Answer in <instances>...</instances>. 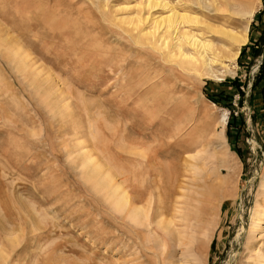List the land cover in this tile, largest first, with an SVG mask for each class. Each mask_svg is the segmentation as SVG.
<instances>
[{
    "label": "rangeland",
    "instance_id": "1",
    "mask_svg": "<svg viewBox=\"0 0 264 264\" xmlns=\"http://www.w3.org/2000/svg\"><path fill=\"white\" fill-rule=\"evenodd\" d=\"M140 1L0 0V37L27 65L0 49V264H180L190 250L184 264L264 263V220L250 233L264 207V0L238 8L251 20L189 4L248 24L217 79L135 39ZM79 152L146 219L115 211ZM158 221L185 226L181 245Z\"/></svg>",
    "mask_w": 264,
    "mask_h": 264
},
{
    "label": "bare ground",
    "instance_id": "2",
    "mask_svg": "<svg viewBox=\"0 0 264 264\" xmlns=\"http://www.w3.org/2000/svg\"><path fill=\"white\" fill-rule=\"evenodd\" d=\"M221 1L223 3L219 0H184V3H188V5H185L183 3L184 5L178 4V6L177 4L169 3L167 0H141V3L139 4L141 6V9L136 10L134 13H132V15L130 14L127 19L132 27V30L137 32L135 34V39L137 41L140 38H143L145 42L147 41L146 43H149L152 46H157L161 50H165L163 51L165 52L164 58L168 57L172 60L176 59V61H174L176 67L183 70L186 69L185 67H188L190 70H193L195 73H197L200 77H214L217 79V76L214 72V67L218 65L221 68L227 70V72L229 71V67L233 64L234 60H236L241 46H243L247 41L248 24L241 31L235 30L230 25H222L225 20L223 21V23L214 24L211 23L212 20L210 21L205 17H199L193 14L189 6L191 5L193 7H198L206 11L214 10L213 12L220 15L216 17L219 21L223 19V12H229V14L233 16H247L248 19H250V17L254 13L253 10L243 12V10L240 11L241 8L240 10L238 9L240 5L243 6V4H246L248 0ZM221 5L225 7L224 10L220 9ZM231 8H236L237 10L233 9L232 11ZM157 9L160 10V13L157 15L153 14L152 12ZM231 21L234 20L232 19ZM225 23L227 24L228 22L225 21ZM9 45L10 44L8 38L0 37V49H3L6 53H9L10 55L8 56L13 57L20 70H22L23 72L26 71L27 65L22 59L23 57H21V55L18 53V50L9 47ZM38 86L40 87V85ZM61 100L64 101V98ZM220 121L224 124V115H222ZM85 153H82L84 154V157H86L83 162V166L91 168L88 171L89 173L87 175V181L91 182L93 186H95L94 188L104 192V194L107 196V199L110 200L111 205L115 211L124 212L126 210L127 218L131 222L140 224L142 219H146L147 215L143 214L145 213L146 208H144L145 211H143L141 207L132 205L133 202L129 201L127 193L122 190L121 186L113 180V178L110 176V173H104L99 167V165L101 164L98 165L97 163H95L96 161L94 162L93 158L89 154L87 155V152ZM181 189L184 190V188ZM175 211L177 212V214H180V207ZM178 219L181 221L185 220L184 217ZM262 220H264V207L260 209L258 207H255L250 225V233L253 234L257 229L261 228L260 223ZM157 227H159L160 231L166 235H170L171 232L174 233L175 237L177 236L175 245H181L182 240L180 239V243L178 237L182 235L184 236L185 226H181L180 228L183 229V231H177L178 228H174L176 226L171 221H168L163 226L161 221H158ZM193 253L194 252H192L191 250L190 252L183 251L181 252L180 257H183L184 260V256L186 255L187 257L188 255V258L190 257V259H192L191 261H195ZM256 259L258 263H262L261 261H264V254H259ZM183 260H180V264L186 263Z\"/></svg>",
    "mask_w": 264,
    "mask_h": 264
}]
</instances>
